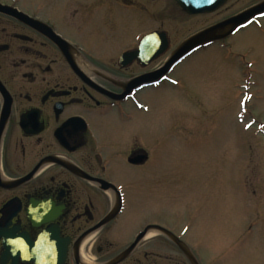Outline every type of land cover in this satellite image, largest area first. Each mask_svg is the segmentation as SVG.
Wrapping results in <instances>:
<instances>
[{
  "label": "flooded vegetation",
  "instance_id": "af4514ba",
  "mask_svg": "<svg viewBox=\"0 0 264 264\" xmlns=\"http://www.w3.org/2000/svg\"><path fill=\"white\" fill-rule=\"evenodd\" d=\"M143 1L0 0V264H191L176 240L208 264L180 216L165 218L180 189L167 157L197 138H182L181 115L166 127L157 110L182 104L190 71L179 67L224 40L129 89L171 54L162 21L129 38V14H149Z\"/></svg>",
  "mask_w": 264,
  "mask_h": 264
},
{
  "label": "rangeland",
  "instance_id": "374dc122",
  "mask_svg": "<svg viewBox=\"0 0 264 264\" xmlns=\"http://www.w3.org/2000/svg\"><path fill=\"white\" fill-rule=\"evenodd\" d=\"M255 1L231 0L217 13L186 16L172 0H146L148 16L129 14V38L146 20L150 28L163 22L169 55L189 36ZM188 61L179 67L190 71L182 104L165 99L157 110L166 127L181 115L182 138H197L196 146L193 138L167 157L181 190L171 197L174 203L166 202L165 218L180 216L179 229L186 227L208 264H264V20Z\"/></svg>",
  "mask_w": 264,
  "mask_h": 264
},
{
  "label": "water",
  "instance_id": "95a60500",
  "mask_svg": "<svg viewBox=\"0 0 264 264\" xmlns=\"http://www.w3.org/2000/svg\"><path fill=\"white\" fill-rule=\"evenodd\" d=\"M176 3L189 15L211 13L216 11L227 0H175ZM1 7V4H0ZM264 14V1L254 5L230 18H227L221 22L213 24L203 30L197 32L186 38L182 43L178 45L166 59L163 67L152 74L141 76L129 83V89L137 87L141 84L147 83L152 80H157L163 77L167 72L187 55L194 52L201 46L209 44L214 41L224 40L227 37L235 33L239 28L248 24L256 16ZM155 34H151L143 38L140 44V50L135 52H129V62L137 58L139 53L146 51L148 45H152L153 37ZM162 39L160 52H164L169 48V42L164 33H162ZM157 54V53H156ZM128 56H124L127 58ZM177 245L181 248L182 252L189 260L191 264H199L197 259L191 253L189 248L180 240H176Z\"/></svg>",
  "mask_w": 264,
  "mask_h": 264
}]
</instances>
